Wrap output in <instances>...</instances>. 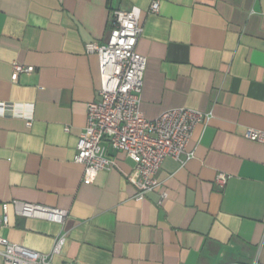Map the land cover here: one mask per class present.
I'll list each match as a JSON object with an SVG mask.
<instances>
[{"label": "crops", "instance_id": "0c3cea01", "mask_svg": "<svg viewBox=\"0 0 264 264\" xmlns=\"http://www.w3.org/2000/svg\"><path fill=\"white\" fill-rule=\"evenodd\" d=\"M153 1L0 0V236L48 253L66 232L53 264H261L264 144L243 134L264 130V0H158L154 14ZM132 6L136 52L147 59L143 116L212 113L185 149L193 156L166 158L140 202L123 152L107 147L115 166L93 185L74 162L86 106L100 99L97 55L85 45L103 43L112 11ZM13 63L33 71L11 81ZM219 173L229 176L222 188ZM12 201L69 215L63 225L22 218Z\"/></svg>", "mask_w": 264, "mask_h": 264}, {"label": "built area", "instance_id": "2783aa9c", "mask_svg": "<svg viewBox=\"0 0 264 264\" xmlns=\"http://www.w3.org/2000/svg\"><path fill=\"white\" fill-rule=\"evenodd\" d=\"M158 10L159 1L154 0L149 12L154 14ZM141 33L140 8L117 9L111 13L106 40L101 44L85 45L87 53L97 55L100 99L86 106L85 126L79 135L74 156V162L83 166L82 182L93 185L100 171H109L115 166L107 155V147L123 152L133 162L132 184L136 188V202L144 200L159 186L155 176L166 158L185 162L193 156L185 149L194 130L197 126H206L212 118L211 112L185 107L164 111L154 119L143 116L140 102L147 59L136 52ZM31 71V66L13 63L11 81H16L19 74ZM6 107L0 103V115L5 114ZM26 120V125L30 126L31 116ZM243 136L264 144V130L247 129ZM228 178V175L219 173L215 185L222 188ZM11 204L18 217L58 225H63L69 215L65 209L39 204L20 201H12ZM7 225L8 204L3 203L0 229ZM66 242L67 233L62 232L55 237L48 253H39L0 236V256L3 264H53V258L60 255ZM261 264H264V258Z\"/></svg>", "mask_w": 264, "mask_h": 264}]
</instances>
